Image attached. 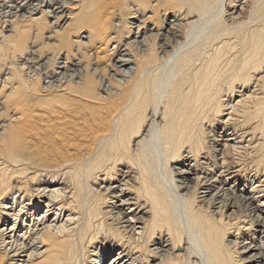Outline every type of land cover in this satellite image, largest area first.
I'll return each instance as SVG.
<instances>
[{
    "label": "bare ground",
    "instance_id": "1",
    "mask_svg": "<svg viewBox=\"0 0 264 264\" xmlns=\"http://www.w3.org/2000/svg\"><path fill=\"white\" fill-rule=\"evenodd\" d=\"M15 21L64 29L41 88ZM0 23V264H264V0H0Z\"/></svg>",
    "mask_w": 264,
    "mask_h": 264
},
{
    "label": "rangeland",
    "instance_id": "2",
    "mask_svg": "<svg viewBox=\"0 0 264 264\" xmlns=\"http://www.w3.org/2000/svg\"><path fill=\"white\" fill-rule=\"evenodd\" d=\"M36 17H38V16H36ZM1 21H3V20H1ZM44 21H45V20H44ZM44 21L42 22V24H44V25L46 24L45 26H47L48 23H46V22H48V19H47L45 22H44ZM14 23H15L16 25L18 24L19 27L17 26V27H18V28H17L16 25H15ZM14 23H13V27H15L16 29L19 30V31L17 30V32H21V31H22V33H23V31H24V33H26V32L28 31V27H27V26H28V24H30V27H31V28H29L30 31L27 32V35H28V36H27L26 34L23 33V37L25 36V40H26V41H27L28 38H31V41H32V40L36 41L35 39H37V38H39V37H40V38L37 39V40H38L37 43L32 41L34 44H33V43L30 41V39H29V40H28L29 42L27 41V43L24 45V49H29V50H31L32 48L35 47V50H37V52H38V53L34 52V53H33L34 55L31 54L32 57H31V56H30V57H31L32 59H30V60H32V61H30L29 64H30L31 62H32V63H31L30 65H29L28 63L25 65L26 70H24L23 68H22V70H21V69H19V68H15V67H14L15 69H13V70H15V71H13V72H15V73L18 72V73H20V75H22V76H23V73H24V74L29 73V76H33V78L37 77V76H35L36 74H38V75L40 74L41 77H40V78H36V80H33V79H32V80H33V83H31V84H30V82H29V81L32 82L31 79H30L29 81H26V80H25V81H26V86H30V87H32V88L38 86L39 88H41V87L43 86V83H42V82H43V80H44L45 75L49 74L50 71H52L53 68L55 67L52 63H54L56 60H55V59L52 60L50 57H51V55H53V56L56 55L55 52H56L58 49H57V47H56V46H57V43L54 42V41H56V40L62 35L61 33H64V31H63L64 29L61 30V31H60V30H59V31H56V30H55V31H56L55 36H57L58 38H56V37H52L53 40H50L51 38H50V39L48 38V35H49L48 31L50 30L49 32H52V30H53L52 28H53V27L50 28V26H48L49 30H47L48 28H46L45 26H42V27H44V29H41V27H40V29L38 28V29H39V30H38L37 28H34V27H36V26H34L35 24H34L33 22L30 23V21H27V22H21V23H20V21H18V22L15 21ZM19 23H20V24H19ZM22 23H23L24 25H23ZM0 24H1V23H0ZM31 24H32V25H31ZM14 25H15V26H14ZM26 25H27V26H26ZM22 26H23L22 29H25V30H21V27H22ZM26 27H27V30H26ZM2 28H3V25H0V37H2L1 35L8 37V39L6 38L7 41H8V40H10V41L12 40L13 42H16V40H18V39L15 40V38H17V32H16V35H15L16 37L14 36V33H13V34L11 33L10 35H12V37H11V36L9 37V33H6L5 29H4V28L2 29ZM15 28H14V29H15ZM31 30H32V31H31ZM33 30H34L35 32H33ZM36 30H37V31H36ZM44 30H45V31H44ZM1 31H2V33H1ZM14 31H16V30H14ZM39 31L42 32V33H40ZM43 31H44V32H43ZM29 32H31V34H30ZM59 32H60V33H59ZM28 33H29L31 36H30ZM33 33H34V34H33ZM36 33H37V35L39 34V35L37 36V38H36V35H35ZM58 33H59V35H58ZM19 34H20V33H19ZM43 34H44V35H43ZM60 34H61V35H60ZM40 35H41V36H40ZM34 36H35V38H34ZM46 37H47V38H46ZM9 38H10V39H9ZM54 38H55V39H54ZM6 39H5V40H6ZM44 39H46V40H44ZM48 39H49L50 42L48 41ZM46 41H47V42H46ZM48 42H49V43H48ZM51 42H52V44H50ZM42 43H43V46L41 45ZM44 43H45V44H44ZM46 43H47V46H46ZM11 44H12V43H11ZM29 44H30V45H29ZM31 44H32V45H31ZM53 44H54L55 46H54ZM35 45H36V46H35ZM38 45H39V46H38ZM44 45H45V46H44ZM51 45H52V46H51ZM10 46H12V45H10ZM14 46H16L15 43H14ZM14 46H12V47H14ZM29 46H30V47L33 46V47L30 48ZM36 47H37V48L40 47V48L37 49ZM14 48H15V47H14ZM41 48H42L43 50H42ZM55 50H56V51H55ZM26 51H28V50H26ZM33 51H34V50H33ZM40 53H42V54H40ZM26 54H29V52H27ZM36 54H37V55L40 54V55H41V58L39 59L38 57H40V56H39V55L36 56ZM54 54H55V55H54ZM78 55H79V56H77L76 58H77L78 60L81 59V60H80L81 65H80V66H82V65L85 66V70L82 71V72H83L82 74L84 75V74L87 72V73L90 74V75L93 74V75H91V76H92L93 78H95V77L97 76V73H91V72H90V69H91V67H92V65H91L90 63H93V62H92V59L90 60L89 58H86V57L82 56L83 54H82V53H79V52H78ZM24 56H25V55H24ZM45 56H46V57H45ZM34 57H35V58H34ZM33 59H34V60H33ZM47 59H49V60H47ZM45 60H46L47 62H46ZM51 60H52V61H51ZM10 61H11V63L16 64V63H15L16 61H13V60H7V61H6V64L10 63ZM81 61H83L84 63L82 64ZM7 62H8V63H7ZM36 62H37V63H36ZM55 63H56V62H55ZM55 63H54V64H55ZM42 64H43V65H42ZM107 64H108V63H107ZM33 65H34V67H32ZM51 65H53V66H52L53 68L51 67ZM88 65H89V67H88ZM90 65H91V66H90ZM41 66H43V67H41ZM84 66H83V67H84ZM28 68H29V69H28ZM30 68H31V69H30ZM27 69H28V70H27ZM34 69H36V71H35ZM39 69H40V70H39ZM41 69H42V70H41ZM17 70H18V71H17ZM20 70H21V72H20ZM33 71H34V72H33ZM46 71L48 72L47 74H45ZM21 73H22V74H21ZM33 73H34V75H32ZM87 73H86V74H87ZM43 74H44V75H43ZM106 74H107V73H106ZM24 77H25V76H24ZM42 79H43V80H42ZM28 82H29V83H28ZM27 83H28V84H27ZM29 84H30V85H29ZM34 84H35V85H34ZM31 85H33V86H31ZM26 86H25V87H26ZM30 87H29V88H30ZM36 89H37V88H36Z\"/></svg>",
    "mask_w": 264,
    "mask_h": 264
}]
</instances>
